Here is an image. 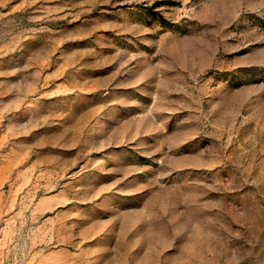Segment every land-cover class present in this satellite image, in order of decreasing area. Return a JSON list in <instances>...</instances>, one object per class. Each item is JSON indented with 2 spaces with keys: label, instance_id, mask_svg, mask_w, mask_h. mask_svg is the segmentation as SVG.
I'll return each instance as SVG.
<instances>
[{
  "label": "rangeland",
  "instance_id": "1",
  "mask_svg": "<svg viewBox=\"0 0 264 264\" xmlns=\"http://www.w3.org/2000/svg\"><path fill=\"white\" fill-rule=\"evenodd\" d=\"M0 264H264V0H0Z\"/></svg>",
  "mask_w": 264,
  "mask_h": 264
}]
</instances>
